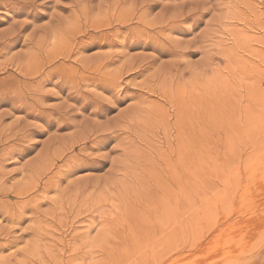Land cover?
Wrapping results in <instances>:
<instances>
[{"label":"rangeland","instance_id":"374dc122","mask_svg":"<svg viewBox=\"0 0 264 264\" xmlns=\"http://www.w3.org/2000/svg\"><path fill=\"white\" fill-rule=\"evenodd\" d=\"M0 264H264V0H0Z\"/></svg>","mask_w":264,"mask_h":264},{"label":"bare ground","instance_id":"6f19581e","mask_svg":"<svg viewBox=\"0 0 264 264\" xmlns=\"http://www.w3.org/2000/svg\"><path fill=\"white\" fill-rule=\"evenodd\" d=\"M254 169V168H253ZM184 187L182 184H180V189H179V195H184ZM246 201V200H245ZM246 250V249H245Z\"/></svg>","mask_w":264,"mask_h":264}]
</instances>
